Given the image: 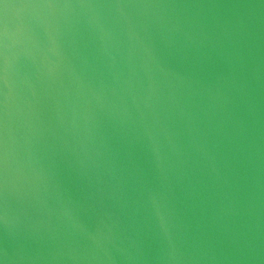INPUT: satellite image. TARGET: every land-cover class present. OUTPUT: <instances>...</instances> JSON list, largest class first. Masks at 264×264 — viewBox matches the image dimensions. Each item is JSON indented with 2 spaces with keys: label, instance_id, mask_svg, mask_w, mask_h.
I'll list each match as a JSON object with an SVG mask.
<instances>
[{
  "label": "clouds",
  "instance_id": "1",
  "mask_svg": "<svg viewBox=\"0 0 264 264\" xmlns=\"http://www.w3.org/2000/svg\"><path fill=\"white\" fill-rule=\"evenodd\" d=\"M0 264H264V0H0Z\"/></svg>",
  "mask_w": 264,
  "mask_h": 264
},
{
  "label": "water",
  "instance_id": "2",
  "mask_svg": "<svg viewBox=\"0 0 264 264\" xmlns=\"http://www.w3.org/2000/svg\"><path fill=\"white\" fill-rule=\"evenodd\" d=\"M9 3H16L18 0H8ZM216 2H223V3H233V2H239V3H244V2H249V0H216Z\"/></svg>",
  "mask_w": 264,
  "mask_h": 264
}]
</instances>
